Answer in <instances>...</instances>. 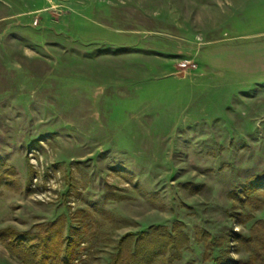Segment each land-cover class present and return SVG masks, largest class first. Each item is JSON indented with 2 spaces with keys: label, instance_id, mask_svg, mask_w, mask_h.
<instances>
[{
  "label": "rangeland",
  "instance_id": "rangeland-1",
  "mask_svg": "<svg viewBox=\"0 0 264 264\" xmlns=\"http://www.w3.org/2000/svg\"><path fill=\"white\" fill-rule=\"evenodd\" d=\"M260 220L264 0H0V230L57 222L73 264H260Z\"/></svg>",
  "mask_w": 264,
  "mask_h": 264
},
{
  "label": "trees",
  "instance_id": "trees-1",
  "mask_svg": "<svg viewBox=\"0 0 264 264\" xmlns=\"http://www.w3.org/2000/svg\"><path fill=\"white\" fill-rule=\"evenodd\" d=\"M261 180L263 179L261 178ZM10 181L11 180L8 179L5 184L7 185V187L12 188V183L14 184L15 181ZM249 183L250 184H247L245 188L233 192V199L241 201L243 200V196L246 195V197H248L249 192L260 189V186L256 185L257 183ZM263 222L264 221L261 220L256 222L253 226V230L256 228H261L260 226L264 224ZM207 234V232H204V234L202 235L203 241L205 242V260H209L212 258V252L215 247L214 244L209 240H207L206 243L205 239ZM132 236V234H128L125 238H129ZM144 237L145 233H142L141 238ZM183 238H172L164 234L157 238V242H161L163 239H165L167 244H171L173 248L178 249V246L176 244H180ZM260 240L264 250V236L261 237ZM69 243L70 241H68V246L66 247L63 239V229L62 227L58 226L57 222L52 223V225L45 228L43 232L38 233H20L12 228L0 230V244L6 249L10 257L20 264H73L74 249L73 245H70ZM158 251L153 252L157 253ZM153 252L149 248L147 255L142 260H140L139 258L136 259L135 257H130V260L134 258L130 261L127 257H125V252H122L120 250L113 258L111 264H149ZM216 264L223 263L217 262ZM260 264H264L263 257H261L260 259Z\"/></svg>",
  "mask_w": 264,
  "mask_h": 264
},
{
  "label": "built area",
  "instance_id": "built-area-1",
  "mask_svg": "<svg viewBox=\"0 0 264 264\" xmlns=\"http://www.w3.org/2000/svg\"><path fill=\"white\" fill-rule=\"evenodd\" d=\"M180 67L182 68V69H185V68H195L196 67V65L194 64V63H192L191 61H184L182 64H180Z\"/></svg>",
  "mask_w": 264,
  "mask_h": 264
},
{
  "label": "crops",
  "instance_id": "crops-1",
  "mask_svg": "<svg viewBox=\"0 0 264 264\" xmlns=\"http://www.w3.org/2000/svg\"><path fill=\"white\" fill-rule=\"evenodd\" d=\"M6 250V249H5ZM8 253V252H7Z\"/></svg>",
  "mask_w": 264,
  "mask_h": 264
}]
</instances>
